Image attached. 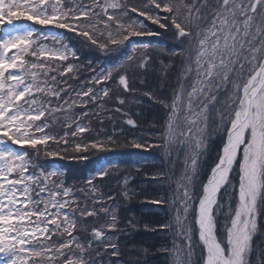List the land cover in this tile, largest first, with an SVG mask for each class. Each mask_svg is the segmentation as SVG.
<instances>
[{"label":"snow or ice","instance_id":"1","mask_svg":"<svg viewBox=\"0 0 264 264\" xmlns=\"http://www.w3.org/2000/svg\"><path fill=\"white\" fill-rule=\"evenodd\" d=\"M138 96L163 111L154 138L121 107L107 111L122 126L102 127L107 102ZM56 121L70 131L52 134ZM118 148H156L172 165L150 177L172 196L144 200L173 213L143 225L171 233L155 249L164 264H264V0H0V264H152L120 242L135 221L122 227L104 195L113 183L124 201L139 195L99 155ZM56 157L89 163L82 185L45 167Z\"/></svg>","mask_w":264,"mask_h":264},{"label":"trees","instance_id":"2","mask_svg":"<svg viewBox=\"0 0 264 264\" xmlns=\"http://www.w3.org/2000/svg\"><path fill=\"white\" fill-rule=\"evenodd\" d=\"M67 35L70 36L73 40L75 39L72 34ZM140 39L149 41L162 40L163 38L143 37ZM97 55L101 54L97 53ZM109 55L118 56L119 54L111 53ZM89 59H92V57H89ZM81 60H84L83 56H81ZM104 63V60H101L99 62V64L101 65ZM84 75L87 76L89 75V73L85 72ZM81 79H83V77ZM68 83L71 84L73 88H77V90H79V88L77 87V82L75 80H69ZM156 85L157 81L153 77L149 76L145 84H140L138 82L136 86L141 90V92H143L149 90L150 88H155ZM159 94L160 93H158V95ZM72 98H75L74 93H72ZM125 98L126 100L130 99L129 97H127V95ZM83 99L86 100L87 98L85 97ZM138 99L142 100V103H126L125 105L120 106L117 105L115 101L107 102L104 106V109L100 110V115L104 118L102 127L109 133H111L113 127L119 128L122 126L123 117L121 113L107 111V109L121 107L128 111L133 119L137 120L140 126V134L142 136L152 135L154 138L155 134L159 131V125L162 123L163 111L159 107V105L154 104L147 97L138 96ZM88 109L95 110V105L89 103ZM82 110L84 109H82L81 107H76L74 109L76 113H79ZM91 123L94 129L100 127V124L96 120L95 116L92 117ZM153 124L157 125V127H153ZM64 131H70V129L63 128L60 121H56L53 123L52 134L62 135ZM84 135L87 136L90 134L85 133ZM153 142H155V139H153ZM99 155H107L108 158L117 161L120 164V175H127L128 177L129 189L139 194L130 200L124 201L121 196L117 195L119 189L117 188L115 183H113L112 185L111 192L105 191L104 193L105 196L114 195L116 197L115 206L118 207L117 215L122 227L124 226L126 219L134 220L136 224V230H130V235H121L120 242L126 243L129 248H131L133 245H135L138 249L148 248L153 253V255L149 257L152 264H164V254L155 252V249L159 248L161 244H170L171 233H168L166 235L163 231H145L143 225L147 224L150 227H156L158 224L167 223L171 220L173 213L167 205H153L145 203L144 200L145 197L153 199L157 197L169 199L172 196V190L169 188V181L150 178L153 176V174L158 172H166L169 175H172V173L168 171L169 168L172 167V165L169 164L168 159L164 157L163 153L156 148H153L149 152H143L141 150L131 148H118L111 153ZM44 160L45 158L42 156L41 161ZM45 167L48 169L63 170L65 172V184L73 186L77 185L78 183L81 185L83 184V177L87 174V168L90 167V165L88 162H82L76 159H72L71 157L63 159L56 157L47 158ZM175 169L178 175L180 170L179 161L175 163ZM73 174L80 175V181L69 179V177ZM75 195L78 198L83 199L84 195H87V193L81 194L79 192H76ZM107 203L109 206H113L112 201H108ZM86 223L88 227L97 226L94 224L93 218L91 217L87 218ZM257 240H259V237H257Z\"/></svg>","mask_w":264,"mask_h":264}]
</instances>
